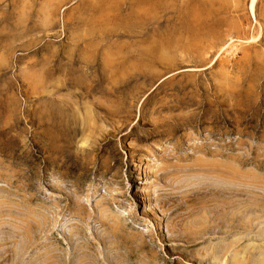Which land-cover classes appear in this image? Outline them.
I'll return each instance as SVG.
<instances>
[{
    "label": "rangeland",
    "instance_id": "obj_1",
    "mask_svg": "<svg viewBox=\"0 0 264 264\" xmlns=\"http://www.w3.org/2000/svg\"><path fill=\"white\" fill-rule=\"evenodd\" d=\"M0 264H264V0H0Z\"/></svg>",
    "mask_w": 264,
    "mask_h": 264
},
{
    "label": "bare ground",
    "instance_id": "obj_2",
    "mask_svg": "<svg viewBox=\"0 0 264 264\" xmlns=\"http://www.w3.org/2000/svg\"><path fill=\"white\" fill-rule=\"evenodd\" d=\"M255 0H251V9L253 10Z\"/></svg>",
    "mask_w": 264,
    "mask_h": 264
}]
</instances>
